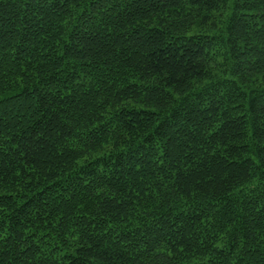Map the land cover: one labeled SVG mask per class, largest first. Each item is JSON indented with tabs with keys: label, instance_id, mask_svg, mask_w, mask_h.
<instances>
[{
	"label": "trees",
	"instance_id": "obj_1",
	"mask_svg": "<svg viewBox=\"0 0 264 264\" xmlns=\"http://www.w3.org/2000/svg\"><path fill=\"white\" fill-rule=\"evenodd\" d=\"M0 264H264V0H0Z\"/></svg>",
	"mask_w": 264,
	"mask_h": 264
}]
</instances>
